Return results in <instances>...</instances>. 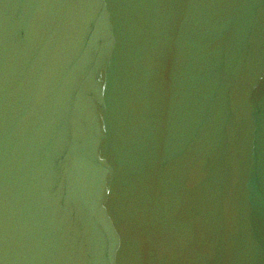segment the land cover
<instances>
[{"label":"water","instance_id":"obj_1","mask_svg":"<svg viewBox=\"0 0 264 264\" xmlns=\"http://www.w3.org/2000/svg\"><path fill=\"white\" fill-rule=\"evenodd\" d=\"M0 264H264V0H0Z\"/></svg>","mask_w":264,"mask_h":264}]
</instances>
